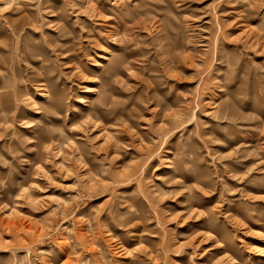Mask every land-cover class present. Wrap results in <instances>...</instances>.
Here are the masks:
<instances>
[{
	"label": "rangeland",
	"instance_id": "rangeland-1",
	"mask_svg": "<svg viewBox=\"0 0 264 264\" xmlns=\"http://www.w3.org/2000/svg\"><path fill=\"white\" fill-rule=\"evenodd\" d=\"M0 97V264H264V0H0Z\"/></svg>",
	"mask_w": 264,
	"mask_h": 264
},
{
	"label": "bare ground",
	"instance_id": "bare-ground-1",
	"mask_svg": "<svg viewBox=\"0 0 264 264\" xmlns=\"http://www.w3.org/2000/svg\"><path fill=\"white\" fill-rule=\"evenodd\" d=\"M113 55L111 56V57H108V64H107V69H110V70H114L115 69V65L114 66H112L113 65ZM107 58V57H106ZM115 64H116V62H115ZM40 85H41V87L42 88H46V91H45V94H47V95H49L50 96V94H51V90L49 89V88H54L55 89V84H54V82L51 80V77H50V75H47L46 77H42V78H40V79H37L36 80ZM48 88V89H47ZM44 92V91H43ZM48 96V97H49ZM63 96V95H62ZM61 96V97H62ZM45 98L47 97L46 95L44 96ZM59 97V96H58ZM56 99H59V98H56ZM2 100V98L0 97V101ZM50 100V99H49ZM48 100V101H49ZM51 100H53V99H51ZM50 100V101H51ZM50 101H49V103H46L45 101L43 102V108H50V107H54V104L53 103H50ZM56 104V103H55ZM2 111H4V113H3V116H4V118H5V121H8V117H7V109H5V110H2Z\"/></svg>",
	"mask_w": 264,
	"mask_h": 264
}]
</instances>
